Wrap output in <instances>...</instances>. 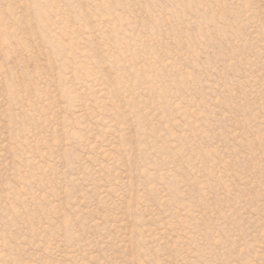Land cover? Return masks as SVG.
Wrapping results in <instances>:
<instances>
[{"label": "rangeland", "instance_id": "obj_1", "mask_svg": "<svg viewBox=\"0 0 264 264\" xmlns=\"http://www.w3.org/2000/svg\"><path fill=\"white\" fill-rule=\"evenodd\" d=\"M0 264H264V0H0Z\"/></svg>", "mask_w": 264, "mask_h": 264}]
</instances>
